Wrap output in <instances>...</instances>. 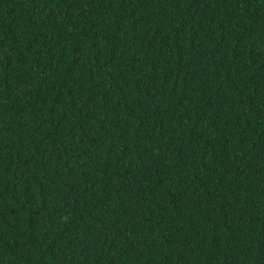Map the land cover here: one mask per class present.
Instances as JSON below:
<instances>
[{"label": "trees", "instance_id": "1", "mask_svg": "<svg viewBox=\"0 0 264 264\" xmlns=\"http://www.w3.org/2000/svg\"><path fill=\"white\" fill-rule=\"evenodd\" d=\"M0 264H264V0H0Z\"/></svg>", "mask_w": 264, "mask_h": 264}]
</instances>
